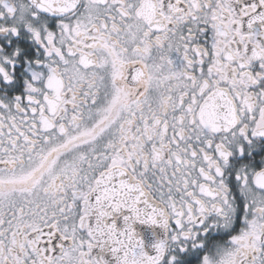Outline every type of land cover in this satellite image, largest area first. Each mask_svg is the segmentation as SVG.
<instances>
[{"label":"snow or ice","instance_id":"obj_1","mask_svg":"<svg viewBox=\"0 0 264 264\" xmlns=\"http://www.w3.org/2000/svg\"><path fill=\"white\" fill-rule=\"evenodd\" d=\"M0 264H264V0H0Z\"/></svg>","mask_w":264,"mask_h":264}]
</instances>
